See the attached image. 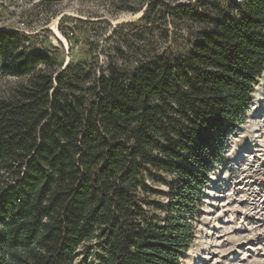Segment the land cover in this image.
I'll use <instances>...</instances> for the list:
<instances>
[{"label":"trees","instance_id":"trees-1","mask_svg":"<svg viewBox=\"0 0 264 264\" xmlns=\"http://www.w3.org/2000/svg\"><path fill=\"white\" fill-rule=\"evenodd\" d=\"M230 7L166 6L204 28L130 68L55 71L0 31V76L19 79L0 93V264H181L264 69V0ZM159 174L175 180L164 216L141 194Z\"/></svg>","mask_w":264,"mask_h":264},{"label":"rangeland","instance_id":"rangeland-1","mask_svg":"<svg viewBox=\"0 0 264 264\" xmlns=\"http://www.w3.org/2000/svg\"><path fill=\"white\" fill-rule=\"evenodd\" d=\"M242 1L0 0V31L23 36L30 50L53 59L55 71L79 63L130 68L162 51L184 53L204 28L171 19L166 6L198 3L216 13ZM18 80L0 76V93ZM159 177L146 176L141 194L153 202L151 214L164 216L175 180ZM202 202L181 264H264V69L245 119L228 135L224 165L210 174Z\"/></svg>","mask_w":264,"mask_h":264}]
</instances>
